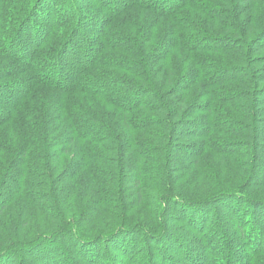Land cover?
<instances>
[{"label":"trees","instance_id":"1","mask_svg":"<svg viewBox=\"0 0 264 264\" xmlns=\"http://www.w3.org/2000/svg\"><path fill=\"white\" fill-rule=\"evenodd\" d=\"M80 21L91 23L90 39ZM239 127L245 153L228 136ZM263 136L264 0H0V217L39 187L49 201L44 231L0 250L4 264H30L25 253L57 242L63 252L34 264H75L65 248L82 262V248L123 234L142 236L146 253L119 245L124 264L153 263L157 245L189 244L172 225L201 237L206 212L228 200L253 211L219 216L226 234L218 226L201 239V264H264V198L254 191L264 185ZM236 156L249 157L241 184L237 172L208 198L170 189L198 179L207 159L222 172ZM91 220L101 229L83 230ZM213 237L228 249L212 250Z\"/></svg>","mask_w":264,"mask_h":264},{"label":"rangeland","instance_id":"2","mask_svg":"<svg viewBox=\"0 0 264 264\" xmlns=\"http://www.w3.org/2000/svg\"><path fill=\"white\" fill-rule=\"evenodd\" d=\"M107 1L110 2V0H107ZM60 2H62V1H60ZM111 4H112V2H111ZM48 11H49L48 9H43V8L39 9V12L44 13L45 15L47 14ZM90 13L92 15H96V12L90 11ZM40 15L41 14L38 13V16H40ZM38 16L35 15V17H38ZM42 18H44V17H42ZM42 18L40 17V21H38V25H40V27H42L41 29H43V27H44L43 23L41 22V20H44ZM46 18H48V15L46 16ZM81 22L82 21H80L79 24ZM81 24H82L81 25L82 33H83V35H85L84 37L90 39V37H91L90 33L91 32L88 29L90 28L89 24H91V23L90 22H82ZM93 24L96 26L95 22H93L92 25ZM22 33H23L22 31H21V33H19L20 38H21ZM94 37L96 39V36H94ZM23 39H25V35L23 36ZM240 129H241L240 133H238L236 135L231 134V136L230 135H228V136L231 137L232 140L236 141V143L234 145L236 148V152L245 153V150H242V151L240 150V146L244 145L243 141H245V140L243 139V137H245L244 135H246V132L243 131V127H241ZM260 129L262 130V128H260ZM241 133L243 134V137L241 136L242 135ZM225 138H228V137H225ZM263 139H264V136H263ZM155 143L158 144L159 142H156V139H155L154 142L152 143V145L147 144V146H149V148L147 150L153 152L152 149H154ZM150 146L152 148H150ZM171 147H175L174 151L179 153V156H180L179 159H181V157H183L185 155V154L182 155V150L177 149L176 146H171ZM255 147L257 149H259L258 151L264 152V145H262V144L258 145L257 144V146H255ZM260 147H263V150ZM237 150H239V151H237ZM246 151H248V149ZM147 155H149V153H147ZM153 158H154V156H153ZM210 159H207V161L203 164L202 173H201V175L198 176V179H196V176H197L196 175L195 177L187 180L186 182H184V181L180 182V180L175 184H171L169 182L170 183L169 184L170 189L174 190L175 189L174 187L179 185L178 186L179 189L176 188L178 191H187L186 192L187 194H194L197 197L200 196V197L208 198L210 196L218 194L221 190L225 189L226 186L232 185V182H231L232 178L234 176H236L237 172L242 173L240 180L238 181L240 184L245 180L243 178L246 177V180H247V177L249 175H247V171H246L245 167H243V168H245L243 170L241 164L243 163V161L248 162L247 159H249V157H247V159L244 160L242 157L236 156L234 158L233 163L225 162L222 165V172H221V168H219V164L217 162L211 161ZM155 162H157V160H154V162L151 161V162L146 163L145 169H149V170H147V173H148L147 175H151L152 174L151 170L152 169L154 170L155 169L154 167L157 166V164ZM236 163H238V166L235 167ZM253 164H254V162H253ZM4 180H6V178H4ZM8 184H9V180L6 182L5 186ZM161 186L163 187V185H161ZM161 186L159 185L160 189H161ZM28 189L29 188L25 187L24 190L26 191ZM161 191L164 194L166 193V190L163 191V189H162ZM254 191H256L258 193V196L260 198L261 197L264 198V185L262 187H256L254 189ZM34 192H38V194H36V196L33 197L32 203L29 202V198L27 200L26 197H22V198L17 197L16 200H12L10 202V206L8 207V211L5 213V215L0 217V250H2L3 248H5V249H7L9 247L11 248V245H16V244L19 245V244H21L20 242H23L25 239H28L29 241L31 240L29 242V243H31L32 241H35L36 237L38 236L39 233H41V231H44V230H40V228H42V227H44V225H46V221H48V218H46V212L44 214L41 213V209L44 208L46 211V205L49 204L48 199H46V195L48 194V192H46L44 187H39ZM167 192H168V190H167ZM3 196H4V194H3ZM45 199H46V205H45ZM224 202H225L224 204L221 203V205H222L221 211L218 208V211L220 213H218L217 209L216 210L212 209L211 212L205 211L207 216H208L207 218H209L210 221H209L207 227L203 230L201 237H197L195 235L189 234L186 230L187 228L184 226H182V227L179 226L180 224L172 225L171 227L173 228L174 231H176L177 236H180L179 239L183 238L181 241H184V240L188 241L189 244L184 242V244L181 245V243L179 242V243H175V244L171 243V245H169V244L168 245L164 244L163 246L157 245L158 246L157 257H156V259H154L152 261L153 263H151V261H150L149 264H201L202 261H200V256H201V253H203L202 252L203 250L201 248H198V247H202V245H204L203 241L201 239L202 238L203 239H211L210 237L214 236V234H213L214 227H215V229H217L216 227H218V226H219L220 230L222 231V234H226L224 229H226L225 224L227 222L225 219L223 220V218L219 219V216L221 215V216H224L225 218L230 217L231 214L229 211H231V212L233 211L234 213L236 211V213L242 214V216H245L244 213L247 214L245 216V219H246L249 216L250 212L253 211L252 208H243L246 206L239 204V202H237L235 200L234 201L228 200V201H224ZM84 203H85V201H84ZM51 204H53V203L51 202ZM57 204H58V201H57ZM80 205L82 206L81 203H80ZM28 209H33V211H31L32 222L27 227L28 232L25 231L22 234L23 229H21V228L23 227V224L28 221L27 220V218H28L27 214L29 212ZM81 209H82V207H80V211H81ZM17 215H18V217H17ZM38 215H40L39 218L37 217ZM232 217H233V215H232ZM93 221L94 220L89 221V223H82L83 230H88L89 232L94 233L97 230L101 229V228H97V225L93 224ZM224 221L226 222L225 224L223 223ZM52 225H53V227H52L51 231L56 232L59 228L58 225L55 224V222H53ZM25 234H28L30 236L28 238H23L26 236ZM181 235H183L182 238H181ZM185 235H188L189 239L187 238V240H186L184 238ZM134 237H135L134 234H132V235L131 234H128V235L123 234L121 237L116 238L115 243H111V242H107V243L101 242L103 244L94 243V244L89 245V248H90V246L92 247L91 251H88V248H87L88 246H85L84 248H82V251H84L83 252V256H84L83 258L84 259L83 260L81 259L82 262H80V260H78V258L74 259L73 253L69 248H65L66 250H65L64 254L66 255V258L68 259V261L73 262L75 264H88V262H90L91 264H124L125 259H126V263H127V261H129V259L127 260V257L126 258L123 257V253L120 252L122 250L119 249V245H121L125 249L127 247H129V249H132V250H130V251H132V252H130V254H137V257H139L140 259H142V257H144L146 255V253H144V251H140L141 244L143 243L142 236H137L136 238H134ZM231 237H233V236H231ZM253 238L254 237L251 238L252 239V240H250L251 242L253 241ZM218 239H219L218 237H213L212 240H210V242H212V248H213L212 250L226 251L228 249L227 248L228 242L224 243V242H222V239H220V241ZM200 241H201L202 245H200ZM128 243H129V246L127 245ZM139 243H140V245H139ZM213 245H214V247H213ZM53 246L54 245H52V244H47L45 247L34 248L32 251H36L35 255L34 254H26L24 252L25 256H26L25 260H27L29 263H30V261H32V263H30V264H34V262L36 261V258L33 256H36V257L37 256H39V257L45 256L46 258H48V255H52V253L55 254V252H57L56 249L62 250V252H63V248H61L60 242H57L55 244V247H53ZM134 246H136V247L134 248ZM236 246L239 248V250L244 251L243 250L244 247H242L241 244H236ZM262 246H264V240H263ZM142 248H143V246H142ZM192 252H195V254ZM20 253H21L20 254L21 258L24 257V254L22 252H20ZM60 254L58 253V257L60 256ZM22 260H24V258H22ZM237 260H240V259H237ZM0 264H4L2 260H0ZM48 264H51V262H49ZM52 264H54V263L52 262ZM55 264H63V263L62 262L61 263L55 262ZM67 264H69V262Z\"/></svg>","mask_w":264,"mask_h":264}]
</instances>
